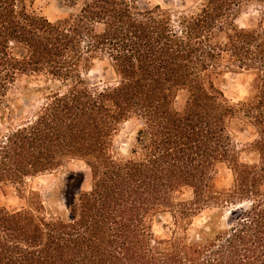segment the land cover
Here are the masks:
<instances>
[{
	"label": "trees",
	"instance_id": "16d2710c",
	"mask_svg": "<svg viewBox=\"0 0 264 264\" xmlns=\"http://www.w3.org/2000/svg\"><path fill=\"white\" fill-rule=\"evenodd\" d=\"M66 1L77 14L53 22L36 0H0V186L80 161L91 188L70 172L63 213L35 191L20 192L25 210L0 208V264H264V25L236 24L264 0L145 10L142 0ZM96 61L115 83L89 84ZM228 74L251 78L244 101L226 98ZM24 79L42 83L34 95L44 101L15 124L10 94ZM127 123L121 154L115 139ZM249 129L256 139L240 149L236 134ZM222 165L234 175L229 190L215 185ZM162 214L173 219L169 240L155 235Z\"/></svg>",
	"mask_w": 264,
	"mask_h": 264
},
{
	"label": "rangeland",
	"instance_id": "374dc122",
	"mask_svg": "<svg viewBox=\"0 0 264 264\" xmlns=\"http://www.w3.org/2000/svg\"><path fill=\"white\" fill-rule=\"evenodd\" d=\"M186 2L187 6H197L199 0H142L139 4L143 10L161 5L163 7L174 6L181 7ZM182 9V8H181ZM35 10L50 21L67 19L77 14L76 10L69 8L66 0H36ZM260 23L264 25V5L259 3L244 6L240 11L236 24L240 28H257ZM92 87H103L112 85L116 82L114 71L109 67L106 61H96L92 70L86 76ZM227 84L223 87L225 96L230 102L237 104L244 101L249 95V83L251 78L247 74H228L226 76ZM42 85L35 80L24 79L18 83L15 90L10 94V103L17 110V119L15 124H20L24 119L33 115L42 105L44 97L34 95L35 88ZM188 97L187 92H180L177 98V108L182 109ZM1 116V112H0ZM132 123L122 126L120 133L115 139V148L121 154H127L132 142ZM237 144L240 149H245L254 142L256 136L252 129L245 134H236ZM253 156L244 155L242 161L252 163ZM70 172L83 173L86 181L83 190L88 191L91 188V176L85 163L80 161H71L63 168L52 174L40 176L36 179L28 180L25 187L14 185L0 186V208L7 209L10 212H19L28 208L27 202L20 198V192L29 196L30 191L40 192L45 200L55 199V205L63 213L66 210L64 183ZM234 175L232 170L222 165L217 170L215 185L219 190H229L233 187ZM63 189V190H62ZM189 194L183 192L177 197L178 201L187 199ZM220 210L214 209L211 212H205L194 222L191 228V234L194 230L200 228L207 220V216L218 213ZM223 211V210H222ZM227 213V209H224ZM173 219L170 214H162L154 225L155 235L158 239L169 240L173 235Z\"/></svg>",
	"mask_w": 264,
	"mask_h": 264
}]
</instances>
